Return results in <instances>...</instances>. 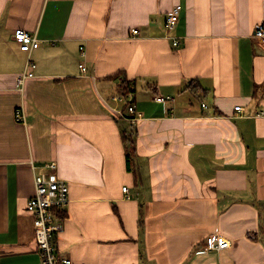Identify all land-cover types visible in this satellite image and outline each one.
<instances>
[{
	"label": "crops",
	"instance_id": "crops-1",
	"mask_svg": "<svg viewBox=\"0 0 264 264\" xmlns=\"http://www.w3.org/2000/svg\"><path fill=\"white\" fill-rule=\"evenodd\" d=\"M257 24L264 0H0V264H41L27 203L31 164L47 162L69 187L56 248L73 264H264ZM18 29L40 42L30 56ZM29 57L35 78L20 92ZM125 79L135 121L113 101ZM216 230L231 248L206 252Z\"/></svg>",
	"mask_w": 264,
	"mask_h": 264
},
{
	"label": "built area",
	"instance_id": "built-area-1",
	"mask_svg": "<svg viewBox=\"0 0 264 264\" xmlns=\"http://www.w3.org/2000/svg\"><path fill=\"white\" fill-rule=\"evenodd\" d=\"M182 6H176L167 14L165 28L168 31H173L178 26ZM132 37L139 34L138 29L132 30ZM253 36L259 41H264V24H257L254 28ZM15 41L19 44L21 51L31 53L40 47V42L37 38L23 29H18L14 33ZM173 47L178 49L181 47L179 39H174ZM83 72L86 71L84 66H80ZM35 64L28 58L25 72L19 76L17 80L18 90L24 91L28 81L35 78ZM132 94L127 97L116 95L113 101L118 104L127 105L128 112L133 115V121L140 119L141 115H137L135 107L129 102ZM158 102H166L172 98L157 97ZM236 111H242L241 107H237ZM116 115L120 118L124 117L122 110H115ZM137 115V116H136ZM15 118L18 123L27 125L26 115L22 108H18L15 112ZM136 118V119H134ZM34 172L35 196L27 203V210L34 217L35 238L38 246L39 257L41 264H73L71 259L62 258L59 256L56 248V236L63 231L62 227L56 224L57 213L66 209L69 204V187L68 184L60 179L57 175L58 164L56 162H47L44 164L42 171H39L36 166L31 164ZM123 192L128 193V188H124ZM129 198V196H128ZM231 248V242L216 230L206 240L205 251H224Z\"/></svg>",
	"mask_w": 264,
	"mask_h": 264
},
{
	"label": "trees",
	"instance_id": "trees-1",
	"mask_svg": "<svg viewBox=\"0 0 264 264\" xmlns=\"http://www.w3.org/2000/svg\"><path fill=\"white\" fill-rule=\"evenodd\" d=\"M122 89H123V94H121L122 96L127 97L129 94L134 93V84L132 81H128V80H124L123 84H122ZM197 89V87H196ZM195 89V90H196ZM123 143H124V147H125V151H126V157H127V167L129 172L133 171V159L135 156V142L132 138H130L129 136L123 134ZM136 176V180H137V184H138V175L135 174ZM60 212L57 213V215Z\"/></svg>",
	"mask_w": 264,
	"mask_h": 264
},
{
	"label": "rangeland",
	"instance_id": "rangeland-1",
	"mask_svg": "<svg viewBox=\"0 0 264 264\" xmlns=\"http://www.w3.org/2000/svg\"><path fill=\"white\" fill-rule=\"evenodd\" d=\"M116 93H117V91H116ZM116 95H117V94H116ZM118 95H119V93H118ZM191 100L193 101V104H196V105H197V103L200 104V103L197 101L196 98H191Z\"/></svg>",
	"mask_w": 264,
	"mask_h": 264
}]
</instances>
